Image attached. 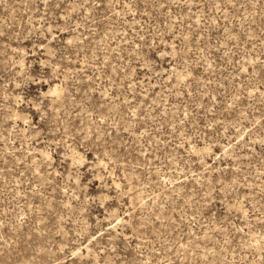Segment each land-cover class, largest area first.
Wrapping results in <instances>:
<instances>
[{
    "label": "rangeland",
    "instance_id": "rangeland-1",
    "mask_svg": "<svg viewBox=\"0 0 264 264\" xmlns=\"http://www.w3.org/2000/svg\"><path fill=\"white\" fill-rule=\"evenodd\" d=\"M0 264H264V0H0Z\"/></svg>",
    "mask_w": 264,
    "mask_h": 264
}]
</instances>
